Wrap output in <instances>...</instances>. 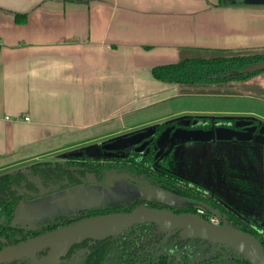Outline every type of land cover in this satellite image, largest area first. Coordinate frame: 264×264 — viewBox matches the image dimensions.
<instances>
[{"label": "crops", "instance_id": "0c3cea01", "mask_svg": "<svg viewBox=\"0 0 264 264\" xmlns=\"http://www.w3.org/2000/svg\"><path fill=\"white\" fill-rule=\"evenodd\" d=\"M194 48L264 50V0H0V172L171 118L240 116L123 121L204 94L153 75Z\"/></svg>", "mask_w": 264, "mask_h": 264}, {"label": "flooded vegetation", "instance_id": "af4514ba", "mask_svg": "<svg viewBox=\"0 0 264 264\" xmlns=\"http://www.w3.org/2000/svg\"><path fill=\"white\" fill-rule=\"evenodd\" d=\"M197 117L230 118L220 115L171 118L125 131L99 141V147L93 151L97 156H89L83 148H80L69 151L67 157L36 161L47 162L51 166L56 165L60 168L58 171L61 173L46 179L45 182L38 175L28 172L25 176L18 174L9 183H3L4 192L1 194L3 197H0V250L87 217L113 212H128L140 205L169 209L176 214L200 215L218 226L231 225L251 233L264 247V145L255 141H217L225 143L226 151H230L229 155L223 156V151H219L221 144H213V140L206 146L210 156L206 157H209L210 161H200L204 164V168L201 169L204 171L202 175L201 171L198 174L194 169H187L189 167L186 168L184 165L180 167L178 157L173 155L172 150L177 146L172 147L165 142L167 131L173 132L182 124H188L189 127L194 128L211 129L217 125L236 127V124L241 122L238 119L203 120ZM249 118L242 122H248L249 126L255 127L254 136H256L264 125V121L256 117L249 116ZM195 122L198 125L193 126ZM147 129L149 130L148 135L143 138L141 136L144 134L134 135ZM126 134L125 139L119 140L114 148L110 147L114 140ZM260 138L264 139L262 136ZM133 141L136 143L132 144ZM126 144V147L120 148ZM160 144H163L164 150L157 156L162 148ZM214 151L219 154L211 155ZM16 169L0 172V174ZM119 179H125L130 183L147 188V195L142 196L127 185L117 188L116 191L117 193L126 191L125 194L128 193V197L132 196L131 200L119 199L105 204L81 205L76 208L72 205L69 207L72 209L70 214L54 216L39 226H33L27 220L19 219L20 207L24 200L36 199L48 193L69 191L82 185L113 186ZM167 180L170 183L169 188H174L178 195L186 197L189 202L170 203L155 197L151 190L161 185L167 187ZM215 187L222 188L226 198L215 190ZM32 192L39 193V195L30 197ZM232 192L241 200L240 204L232 201ZM69 193L70 201L73 197L80 196L79 192L69 191ZM194 202H201L210 209L207 210L204 207L201 210ZM32 217L22 214V219ZM53 249L52 245H47L39 249L34 257L23 255L10 261H2L0 264H38L40 260L50 255ZM49 264L254 263L247 259L241 251L231 246L221 243L213 244L204 238L183 239L179 230L163 232L155 223L147 221L136 223L119 234L101 239L88 237L77 241L65 252L56 255Z\"/></svg>", "mask_w": 264, "mask_h": 264}, {"label": "water", "instance_id": "95a60500", "mask_svg": "<svg viewBox=\"0 0 264 264\" xmlns=\"http://www.w3.org/2000/svg\"><path fill=\"white\" fill-rule=\"evenodd\" d=\"M264 70V60L243 68L242 73ZM186 116H183V118ZM232 117V116H229ZM239 122L236 127L217 125L215 128L204 129L189 127L188 124H182L173 132L167 131L166 143L175 147L189 142L209 143L210 141H232L251 142L264 145V125L259 133L254 136L255 127L249 126L248 122L242 120L250 119L245 116H235ZM182 118V117H180ZM198 125L197 122L193 124ZM242 127V128H239ZM150 129V128H148ZM137 132L144 134L141 137L147 136L149 130ZM127 134L119 136L114 140L113 145L122 139H125ZM135 144L136 141L131 142ZM130 143V144H131ZM161 147L163 144H160ZM122 145L120 148L126 147ZM99 147V143L85 146L83 149L89 156H97L93 151ZM164 150L162 147L157 156ZM152 193L155 197L164 200L162 197L175 195L169 190L162 187H154ZM180 196V195H179ZM64 198V196H62ZM151 221L155 223L163 232L168 230H179L183 239L204 238L211 241L213 244L221 243L231 246L247 257L254 264H264V247L261 242L249 232L242 231L231 225H215L202 218L200 215L191 213L176 214L169 209L152 208L146 205H140L128 212H113L99 214L84 218L73 224L59 228L57 230L47 232L25 242H20L10 245L0 250V262L10 261L16 257L27 255L34 257L36 252L47 246L52 245L53 251L39 261L38 264H49L51 260L59 253L65 252L73 243L91 237L101 239L109 235L119 234L128 227L136 224Z\"/></svg>", "mask_w": 264, "mask_h": 264}, {"label": "rangeland", "instance_id": "374dc122", "mask_svg": "<svg viewBox=\"0 0 264 264\" xmlns=\"http://www.w3.org/2000/svg\"><path fill=\"white\" fill-rule=\"evenodd\" d=\"M231 85L232 86H230V88H232V91L235 93H223V95L221 96H214L212 95V93H204L201 95H194L190 97L184 96L175 98L170 101H164L159 105H151L150 107L134 111L126 116L123 121L126 122V124H136L142 121L145 122L150 120V118L158 117L163 113L172 112L174 108H189L199 111L229 110L233 112L232 114L234 115L241 116L243 114L247 117L251 116L259 119H264V97L260 96V94L264 93V71L254 75L248 80L235 82ZM98 129L99 128H96V130ZM96 130H93V132H96ZM86 134H88V132ZM214 143L221 144L220 146L222 147H219V151H223V156L225 154L229 155L230 151H226L227 147L225 143L217 142V140H214L213 144ZM207 145V143L199 142H189L186 144H182L172 149L173 155H177L180 167L184 165L186 168L189 167L187 169H194L198 174L201 171L200 173L202 175L204 171H202L201 169L202 167L204 168V164L200 161H210V156L208 155L209 150L208 147H206ZM84 147L85 146H83L82 148ZM74 150L76 149H72L70 151ZM174 152L176 154H174ZM67 153L68 152H64L61 155L67 157ZM217 154L219 153H217V151H214L211 155L217 156ZM207 155L209 157H206ZM50 156V158H56L55 156L57 155ZM127 185H129V187H131L134 191L139 192L142 196H145L148 193L147 188L142 187L138 184L130 183L125 179H119L114 183L113 186H109L106 184H98L95 185V187H92L91 185H82L78 188L69 190L70 192L80 193L79 197H73L71 201L69 199L70 193L67 190L58 193L44 194L39 198L32 200H24L20 207L21 213L19 215V219L27 220L33 226H39L42 223H46L48 219L53 218L54 216L61 214H70L72 212V209H69V207H71L72 205H74V208H76L81 205L89 206L94 204H105L119 199L131 200L132 196L128 197L129 195L128 193L125 194V190L120 189L123 192L125 191V193H117L116 191L117 188ZM215 190L219 191L220 194L224 198H226L225 192L222 188L215 187ZM231 194L232 201L236 204H240L241 200L238 198V196L233 192ZM62 196H64V198H62ZM162 198L170 203L184 204L189 202L186 197L179 195H170ZM194 204H196L199 209H204V207L207 210L210 209L209 207L203 205L201 202H194ZM22 214L31 215L33 217L31 219H22Z\"/></svg>", "mask_w": 264, "mask_h": 264}, {"label": "trees", "instance_id": "16d2710c", "mask_svg": "<svg viewBox=\"0 0 264 264\" xmlns=\"http://www.w3.org/2000/svg\"><path fill=\"white\" fill-rule=\"evenodd\" d=\"M24 17V16H23ZM191 55L186 56L174 63L158 65L153 68V75L163 81L173 82L180 86L185 93H235L231 84L252 78L254 75L264 71H253L242 73V69L264 60V50H231L213 48H194ZM264 97V93L260 94ZM188 117V116H187ZM185 117V118H187ZM203 120H235L237 117H197ZM176 120V119H175ZM173 121V120H172ZM63 167V166H62ZM59 166L49 165L47 162H34L23 168L0 174V197L4 191L3 183H9L16 175L25 176L28 172L38 175L43 182L48 178L58 175ZM63 169V168H62ZM162 188L178 194L174 188ZM6 185V184H5ZM39 193L30 194L36 197Z\"/></svg>", "mask_w": 264, "mask_h": 264}, {"label": "built area", "instance_id": "2783aa9c", "mask_svg": "<svg viewBox=\"0 0 264 264\" xmlns=\"http://www.w3.org/2000/svg\"><path fill=\"white\" fill-rule=\"evenodd\" d=\"M202 210V209H201Z\"/></svg>", "mask_w": 264, "mask_h": 264}]
</instances>
